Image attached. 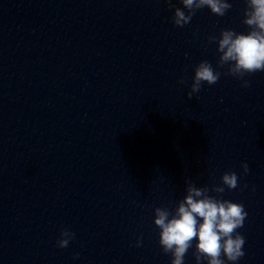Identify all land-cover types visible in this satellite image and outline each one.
<instances>
[{
	"label": "water",
	"instance_id": "1",
	"mask_svg": "<svg viewBox=\"0 0 264 264\" xmlns=\"http://www.w3.org/2000/svg\"><path fill=\"white\" fill-rule=\"evenodd\" d=\"M227 2L177 27L181 0H0V264H170L156 210L190 188L244 205L237 264H264V71L221 61L222 31L256 30ZM202 61L220 78L190 99Z\"/></svg>",
	"mask_w": 264,
	"mask_h": 264
},
{
	"label": "clouds",
	"instance_id": "2",
	"mask_svg": "<svg viewBox=\"0 0 264 264\" xmlns=\"http://www.w3.org/2000/svg\"><path fill=\"white\" fill-rule=\"evenodd\" d=\"M184 9L189 14L176 7L173 23L177 27H183L191 20L195 10L203 8L216 16H223L231 7L227 0H181ZM251 11L246 13L245 23L255 26L256 30L247 35L238 34L232 30L222 31L218 41V50L222 53V62L231 63L232 72L251 75L264 71V0H249ZM220 78L207 61L200 62L194 70L192 84L188 97L201 90L203 84L214 85ZM178 83L184 84L183 78ZM242 87H248L247 80L242 81ZM244 172H248L247 163H242ZM223 184L228 190L236 189L238 177L235 172H225L222 176ZM247 187V185H245ZM223 191V189H219ZM254 190V186H253ZM200 189L190 188L189 195L180 203L175 216L169 219V213L157 209L154 223L161 230L159 244L165 254L171 253L170 264H184V256L191 248L192 241H197L195 248L201 257L207 260V264H237L245 255L244 236L237 231L242 228L248 215L242 203L230 200H217L212 197H202ZM75 237V233L67 228L62 229L60 238L56 244L59 248H66ZM140 238H137V247ZM78 254L74 255V259Z\"/></svg>",
	"mask_w": 264,
	"mask_h": 264
}]
</instances>
